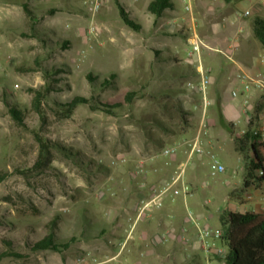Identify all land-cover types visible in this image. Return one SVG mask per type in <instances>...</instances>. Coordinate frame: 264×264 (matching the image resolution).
Wrapping results in <instances>:
<instances>
[{
  "label": "rangeland",
  "instance_id": "rangeland-1",
  "mask_svg": "<svg viewBox=\"0 0 264 264\" xmlns=\"http://www.w3.org/2000/svg\"><path fill=\"white\" fill-rule=\"evenodd\" d=\"M123 1L135 7L145 5V0ZM107 2L99 13H92L88 11L89 0H0V175L5 177L0 183V252L8 250L6 242L11 241L15 252L23 255L5 257L0 264H96L113 256L116 261L106 264H206L203 251L196 247L184 245L174 252L170 248L164 251L166 259L157 248L156 238L168 222L175 230L173 246L177 247L181 228L172 225L175 212L187 218L191 210L202 225L221 229L220 215L239 202L237 196L231 197L234 191L239 197H252L247 202L249 208L264 203V189L249 187L242 191L245 164L234 144L236 134L242 135L240 129L234 128L232 133L227 123L215 122L211 110L204 147L215 152L226 171L211 175L206 156H194L186 162V143L201 126L200 111L193 108L198 101L195 76H175V70L184 67H169L170 61L162 59L153 61L150 55L155 53L147 45L163 41L171 48L166 54L186 60L192 46L189 38L166 35L165 29L177 31L187 11L182 6L177 11L178 22H173L170 18L159 20L144 8L140 19L134 17L143 26L142 31H135L123 21L117 0H109L113 28L118 27L114 23L116 14V19L123 22L120 24L148 49L134 58L126 39L113 41L103 31L100 20ZM250 2L253 6L239 23L243 29L238 36L259 43L252 25L256 16L264 17V0L241 1L240 5L246 8ZM24 3L37 11L35 24ZM221 4L223 8L217 5L209 21H229L235 8L226 0ZM51 9L57 11L49 13ZM93 25L96 33L88 34L87 29ZM65 39L71 42L68 48L57 44ZM258 48L254 47L255 52ZM211 59L227 65L230 89L240 88L235 81L240 68L234 59L205 51L201 61L206 69H210ZM255 59L258 66L251 72L264 73L263 47ZM113 72L118 73L116 85L106 88H95L87 77L93 74L98 85ZM135 90L140 93L133 102H124L126 92ZM169 90L173 96L166 98ZM39 91L44 93L41 107L45 118L36 107ZM256 95L252 94L253 100ZM76 96H94L95 102L123 105L110 114L81 104L65 117L59 103ZM241 99H236V104L241 105ZM179 100L190 112L192 127L183 125L176 107ZM11 107L23 113L24 123L13 117ZM220 131L223 135L219 144L206 143ZM38 136L49 143L47 158L40 157ZM171 146L178 147L177 153L162 155L164 148ZM141 159L151 170L148 175L135 173ZM184 162L182 180L190 184L191 193L174 199L168 196L163 209L137 222L125 245L140 200L151 194L158 181L177 174ZM165 208L172 209L167 219L159 214ZM51 232L60 243L73 237L75 240L63 252L29 250ZM147 250L154 251L153 257L147 256ZM79 256L84 258L81 263L77 262ZM224 262L225 258L215 264Z\"/></svg>",
  "mask_w": 264,
  "mask_h": 264
},
{
  "label": "crops",
  "instance_id": "crops-1",
  "mask_svg": "<svg viewBox=\"0 0 264 264\" xmlns=\"http://www.w3.org/2000/svg\"><path fill=\"white\" fill-rule=\"evenodd\" d=\"M107 5H105L104 10L101 14V26L103 27V31L108 33L111 36V40L119 42V39H126L128 44L130 45L129 49L132 52L134 58L138 56H143L148 49L144 46V44H141L136 39V36L130 32L129 30H126L120 23L122 22L121 19H116V14H114L115 17V24L116 29L113 28L111 23V14L110 10L112 9V6L109 3V0H107ZM141 1V0H136ZM152 0H145V5L141 7H135L133 4H127L123 0H117L127 14L130 16L132 20L136 22L134 17H140L143 14L144 8L147 9L149 3ZM175 4V7L173 9L166 10V13L163 17L158 18L159 20H163L164 18H170L173 22H178L177 17V11L181 9L183 6V9L187 11V14L183 17L182 21L178 22V29L177 31H171L169 29L166 30V35H183L187 36L190 39L192 37L199 36L203 42L205 43V46L202 47L201 55L207 51L209 54L213 53H220L225 54L227 56H230L234 59V64L240 68V70H245L250 73L253 68H256L258 66V61L255 59L256 52L259 51L262 48L261 43L257 42L256 40L253 42L252 39H240L238 34L242 31V27L239 23H241V20L245 17L244 15L246 13H249V11L252 8V2H250L249 6L246 8L241 7V1L246 0H231L228 3L229 6H232L235 8V10L230 14L228 17L229 21L223 24H217L215 22L209 21V16H212L214 11L218 10L217 5L219 8H223L222 2L224 0H211V3L207 4L202 0H187V2H184V0H172ZM215 1L217 2V5H215ZM253 1V0H250ZM190 5V9H186V4ZM127 6V8H125ZM110 9V10H109ZM148 10V9H147ZM123 23V22H122ZM137 23V22H136ZM162 24V23H161ZM121 27V28H119ZM143 27V26H142ZM142 31V29L140 30ZM192 35V36H191ZM254 35V33H253ZM255 37V36H254ZM167 43L163 41H157V43L153 45H147L150 46L149 51L152 53L154 52V48L157 49L161 55L162 60H165V62L170 61V66L173 67L175 65L176 67H189L182 63V60H179L177 56L168 55L165 52L171 50V48L166 45ZM234 45H237L238 48L234 49ZM259 45L261 48L257 49L255 52L254 47ZM188 51V50H187ZM229 53V54H228ZM152 60L156 58V56H151ZM175 59H177L179 62L176 63ZM210 72H211V84H210V96L212 99V106L210 108L211 110V118L215 122H221L223 124L226 123H232L237 130L247 128V117L246 114H244L243 109V97L241 95H234V90L238 89L239 87H233L230 89V80L231 76H229V69L227 65L224 62L216 61V59H211L210 61ZM257 73V72H256ZM196 84L199 82L198 74L194 77ZM235 81L239 82L237 79V74L235 75ZM196 84L194 86H196ZM257 96V95H256ZM242 98L241 105L236 104V99ZM242 125V126H241ZM239 134V133H238ZM221 131L216 132L214 135L213 140L207 141L208 144H219L222 137H221ZM256 188V187H255ZM258 189H264V186ZM238 197V204L232 205V207L228 208L232 211H238V212H247V211H255L264 213V203H259L255 205L254 208L247 207V202L252 199L247 196L246 198L239 197L238 194L234 191L231 194V197ZM172 209H167L163 212H160V215H164L167 219L168 212ZM176 217L175 220L172 221V225H175L174 227L182 229L183 226H187L189 228V234H190V240L186 242H182L179 240V242L176 244V248H174L173 244L175 245V230L170 227L169 222L166 227H163L159 231V235L156 238L157 242H155L156 245H158V249H160L161 253L163 254V258L166 259V255L164 251H171L169 250L172 248L173 252L177 249L182 248V246L187 245L190 248H198L203 251L206 259V264L208 262H211L212 264H215V261L222 260L223 258L226 259L228 253H229V247L225 244L224 240L220 242V245L222 247V253L218 255H214L213 257L206 256L204 250L201 248V245L199 242L195 240V236L197 233V228L193 224V222L189 219V217L185 218L182 217L178 212H175ZM164 218V219H165ZM201 224V223H200ZM202 225V224H201ZM167 234V235H166ZM166 236V240H163V237ZM172 243V247L170 244ZM169 245V246H165ZM152 247V246H149ZM155 247V246H154ZM169 247V248H165ZM226 248L228 249L226 251ZM147 256L149 258L153 255L154 251L147 250L146 251ZM143 254V253H142ZM141 255V254H140ZM117 257L113 256L108 258L107 260L110 262L116 261ZM185 264H190V262H186ZM225 264V262L223 263Z\"/></svg>",
  "mask_w": 264,
  "mask_h": 264
},
{
  "label": "trees",
  "instance_id": "trees-1",
  "mask_svg": "<svg viewBox=\"0 0 264 264\" xmlns=\"http://www.w3.org/2000/svg\"><path fill=\"white\" fill-rule=\"evenodd\" d=\"M227 2L231 0H226ZM120 9V14L123 21L128 24L135 31H140L142 26L132 20L123 6L117 2ZM25 11L28 13L33 24L38 21V13L33 8H30L26 3L23 4ZM175 4L172 0H152L148 5V12L155 16V18L163 17L166 10L173 9ZM57 11L51 9L49 13ZM253 33L256 39L261 43L264 48V17L256 16L253 20ZM65 48L70 47L71 42L67 39L57 42ZM156 59H162L159 51L154 48ZM175 62L179 61L175 59ZM179 67V66H178ZM181 68V67H179ZM179 72L175 70L174 75L180 78L188 76H196L197 71L192 66L187 69L181 68ZM118 76L117 72L110 74L109 78H105L102 82L97 85L98 79L93 74H88L89 81L96 87H110L116 85L115 79ZM140 90L128 91L124 96V102L131 103L138 96ZM172 90L165 92L166 98L172 97ZM44 98V93L39 91L35 96L36 107L42 118H45V113L42 110L41 103ZM94 96H76L75 98L65 103H59L62 109V114L65 117H70L74 110L81 104H86L94 110H101L106 113L113 114L117 107L122 106V103H116L113 105L101 102L93 101ZM177 110L183 121L185 127H192L194 124L190 120V112L185 110L183 103L179 100L177 102ZM263 107L262 102L255 104L254 117L248 121L246 132L244 134H236L234 138L235 149L239 154L242 155L245 164V178L244 188L242 191L247 190L249 187L261 188L264 186V138L261 133H256L258 127V112ZM11 113L13 117L19 122L24 123L23 113L16 107H11ZM229 128H235L232 123H227ZM40 143V157L47 158L50 147L49 143L42 137L38 136ZM5 179L3 175H0V183ZM220 221L222 229L225 232L223 240L229 247V253L225 259V264H264V213L247 211L238 212L232 210H225L220 215ZM75 240L73 237L66 243H60L56 241L54 232L49 233L39 241L29 246V250L32 252H39L45 250H52L57 252H63L71 246V242ZM8 250L0 252V261L5 257H23V255L15 252V247L11 241H7Z\"/></svg>",
  "mask_w": 264,
  "mask_h": 264
},
{
  "label": "built area",
  "instance_id": "built-area-1",
  "mask_svg": "<svg viewBox=\"0 0 264 264\" xmlns=\"http://www.w3.org/2000/svg\"><path fill=\"white\" fill-rule=\"evenodd\" d=\"M106 0H89L88 11L92 13H99L105 4ZM187 2V0H184ZM186 9H190V5L187 3L185 5ZM246 13L244 16H247ZM97 29L93 25L87 29L88 34L96 33ZM191 47L187 51V59L182 60V63L186 66H192L197 71L199 82L194 86L195 93L197 94L198 101L193 104V108L200 111L201 114V126L197 135L186 143V154L187 161L191 160L194 156H206L208 158V165L211 172V175L216 176L220 173L226 171V166L219 159V157L212 150H207L204 147L203 137L208 134V117L209 110L212 106V99L210 96V84H211V72L210 69H206L201 61V51L202 47L205 46V43L199 36H194L190 39ZM234 49H237L238 46L234 45ZM237 79L240 83V88L234 90V95H241L243 97V112L246 114L247 121L253 119L255 113L254 108L257 102H262L263 107L258 112V127L256 128V133H261L264 138V73H250L245 70H240L237 73ZM257 94L256 98L252 99V94ZM246 132V128L240 129V133L244 134ZM178 147L171 146L164 148L162 155L164 156H173L177 153ZM123 158H121V161ZM125 160V159H124ZM186 162L180 164L181 170L177 171V174L173 175L171 178L167 180L158 181L153 188L151 189V194L147 197H144L140 200L137 207V218L133 226L128 232V237L125 241V245L130 238H132V233L135 229L137 222L145 216L150 215L155 211H159L163 209L164 202L168 196L173 199L182 194L188 195L191 193V186L183 179V174L185 171ZM146 161L141 159L136 165L135 173L138 175H148L151 171L146 166ZM157 171L158 169H153ZM181 182V185H180ZM249 198H251L249 196ZM189 219L193 222V224L197 228V233L195 236V240L199 242L201 248L204 250L206 256L213 257L214 255H218L222 253V247L220 242L223 240L225 235L224 230L214 229L211 227H207L201 225L199 220L195 218L194 212H188ZM189 228L187 226H183L179 233V240L182 242H186L190 240ZM167 235V234H166ZM166 236L163 237V240H166ZM124 245V246H125ZM123 246V248H124ZM84 258L79 256L77 258V262H83ZM108 260L98 262L96 264H106ZM208 264H212L208 262Z\"/></svg>",
  "mask_w": 264,
  "mask_h": 264
}]
</instances>
